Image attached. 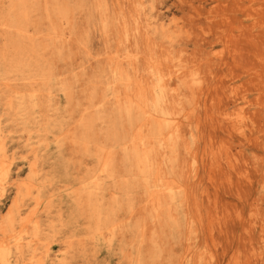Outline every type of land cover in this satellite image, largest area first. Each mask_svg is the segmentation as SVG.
<instances>
[{"label": "rangeland", "instance_id": "rangeland-1", "mask_svg": "<svg viewBox=\"0 0 264 264\" xmlns=\"http://www.w3.org/2000/svg\"><path fill=\"white\" fill-rule=\"evenodd\" d=\"M0 144V264H264V0H0Z\"/></svg>", "mask_w": 264, "mask_h": 264}, {"label": "bare ground", "instance_id": "bare-ground-1", "mask_svg": "<svg viewBox=\"0 0 264 264\" xmlns=\"http://www.w3.org/2000/svg\"><path fill=\"white\" fill-rule=\"evenodd\" d=\"M122 77V76H121ZM166 80V79H165ZM123 81V80H122ZM126 82V81H125ZM5 153V149H4V147L0 144V159H1V156H3V154ZM7 156V155H6ZM3 160V159H2ZM2 160H0V161H2ZM4 161H5V159H4ZM6 164V163H5ZM2 169V167L0 168V170ZM2 174H3V172H2ZM3 177H5L4 175H3ZM0 178H1V171H0ZM5 179V178H4ZM1 182V181H0ZM26 186V185H25ZM29 186V185H28ZM28 189V188H27ZM30 189V188H29ZM24 227V226H23ZM28 227V226H27Z\"/></svg>", "mask_w": 264, "mask_h": 264}]
</instances>
